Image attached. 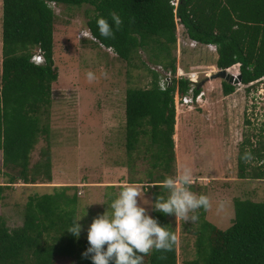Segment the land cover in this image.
<instances>
[{
    "label": "trees",
    "instance_id": "16d2710c",
    "mask_svg": "<svg viewBox=\"0 0 264 264\" xmlns=\"http://www.w3.org/2000/svg\"><path fill=\"white\" fill-rule=\"evenodd\" d=\"M50 4L69 7L90 6L95 15L88 29L100 48L113 51L120 60L134 61L140 51L152 55L156 65L177 73V26L171 0H3V63L0 86V206L6 192L20 182L26 186L53 184L52 153L48 146L42 161L32 165V155L41 137L49 132L53 107V86L60 78L55 62L56 14ZM118 14L123 23L114 38L99 33L97 19ZM179 18L188 36L203 45H216L219 70L240 65L241 84L264 78V0H181ZM41 50L44 64L34 63ZM148 89H129L126 95V150L129 155L145 144L156 163L170 172L176 164V83L167 91L159 87V74L151 71ZM191 83L182 80L179 91L187 95ZM225 96L236 92L222 84ZM196 95L202 90L196 86ZM262 145V144H261ZM260 145V146H261ZM263 146V145H262ZM140 152V151H139ZM250 159H242L245 153ZM264 146L255 148L244 141L238 156L239 178L264 181ZM152 177V176H151ZM162 179V178H161ZM160 179V180H161ZM150 181L155 200L166 192L162 182ZM141 184V183H140ZM52 193L30 197L23 226L11 230L0 216V264H92L83 253L89 247L66 230L78 216L75 187H53ZM233 226L222 231L196 213L197 259L191 264H264V202L235 200ZM172 215L154 214L162 226L175 234ZM144 264H179L178 240L171 251H156L144 257Z\"/></svg>",
    "mask_w": 264,
    "mask_h": 264
},
{
    "label": "rangeland",
    "instance_id": "374dc122",
    "mask_svg": "<svg viewBox=\"0 0 264 264\" xmlns=\"http://www.w3.org/2000/svg\"><path fill=\"white\" fill-rule=\"evenodd\" d=\"M50 6L56 14L55 62L60 78L53 86V107L45 122L50 129L36 146L32 165L42 161V152L49 146L53 184L26 186L20 182L6 192L0 216L7 219L11 230L23 226L30 197L52 193L51 187L69 186L75 187L69 196L77 197L78 215L87 214L80 221V240L88 242L91 223L108 210L122 188L140 189L144 199L151 203L144 204L143 200L139 203L154 217L157 211L152 204L154 192L158 194V191L148 183L174 177L186 167L193 173L190 190L210 199L206 220L222 231L233 226L235 200L264 202V181L240 179L238 169V156L245 140H251L255 148L264 146V81L249 86L233 82L236 92L225 96L224 81L213 79L223 71L216 66L218 57L204 45L198 49L185 45L186 37L177 30L176 74L181 71L199 79L207 93V102L203 108H182L176 112V158L184 160L183 167L179 168L176 162L170 172L162 166L154 168L153 152L145 144L140 146V152L127 153L125 112L127 91L150 88V70L158 67L157 62L151 54L140 51L132 63H127L113 51L100 48L90 37L82 38L89 32L88 22L95 15L94 8ZM178 40L182 41L180 48ZM2 63L3 0H0V86ZM88 71L97 76L93 83L87 81ZM232 73L239 77L240 65ZM189 156L202 166L201 170L194 168L192 160H187ZM251 164L264 167V158ZM160 195L166 198L167 191ZM169 220L178 240L179 264H191L197 259L195 231L200 222L176 220L173 215Z\"/></svg>",
    "mask_w": 264,
    "mask_h": 264
},
{
    "label": "clouds",
    "instance_id": "9594fccd",
    "mask_svg": "<svg viewBox=\"0 0 264 264\" xmlns=\"http://www.w3.org/2000/svg\"><path fill=\"white\" fill-rule=\"evenodd\" d=\"M111 22L104 17L96 21L99 33L105 39L114 38V29L119 30L123 23L115 12L111 14ZM86 78L89 83L97 80L93 71H88ZM242 159L248 160L250 155L246 152ZM192 179L193 173L187 167L174 177L166 178L162 186L167 191V197L159 195L152 204L154 210L164 215H173L176 220L182 218L186 222H196L198 215L190 213H197L201 209L206 211L211 203L207 195H197L190 190ZM140 200L144 204L151 203L144 199L137 187H124L110 203L108 210L93 220L88 228L89 247L83 253L85 257H91L92 264H144V257L153 249L172 250L176 242L175 234L151 216L141 206ZM86 215H78L66 232L79 238L82 231L80 221Z\"/></svg>",
    "mask_w": 264,
    "mask_h": 264
},
{
    "label": "built area",
    "instance_id": "2783aa9c",
    "mask_svg": "<svg viewBox=\"0 0 264 264\" xmlns=\"http://www.w3.org/2000/svg\"><path fill=\"white\" fill-rule=\"evenodd\" d=\"M180 2L181 0H171V5L174 8V15H175V23L177 26V30L178 32H182L184 34V37H186L185 40H183V43L189 44L192 48L194 49H198L201 46H203V44L192 40L188 34L186 29L184 28V26L181 23V20L179 18L178 12H179V7H180ZM82 38H88L90 37V39L95 40L90 33H85V36H81ZM182 41L178 40V46L180 48V43ZM204 47L211 52L212 54L218 56V48L216 45H204ZM212 50V51H211ZM45 60L42 54L41 50L37 51V54L34 57V63L37 65H42L44 64ZM153 71H155L156 73L160 74L159 78H160V82H159V87L162 91H167L170 87L174 86L176 83L177 86V90L174 96V102H175V109L176 112L179 113V110L182 108H195L196 106L203 108L204 104L207 102V93L203 90L200 91V93L198 95H196V86L199 84V79H195L193 78V75L190 74L188 76H186L185 73L181 74L180 72H178V74H175L172 70H166L163 66H158L157 68H155ZM227 72V74L232 75L230 73V69L229 70H225ZM162 73V74H161ZM233 76V75H232ZM238 78V74H236L235 79ZM182 80H188L191 83L189 92L187 95H182L179 91V85L180 82ZM259 81H264V78H262ZM258 81V82H259ZM254 84V83H252Z\"/></svg>",
    "mask_w": 264,
    "mask_h": 264
},
{
    "label": "water",
    "instance_id": "95a60500",
    "mask_svg": "<svg viewBox=\"0 0 264 264\" xmlns=\"http://www.w3.org/2000/svg\"><path fill=\"white\" fill-rule=\"evenodd\" d=\"M213 79H221L225 82L233 84V82H236V83L241 82V75L237 78L238 80H236L234 76L227 74L226 71H219L217 75L213 76Z\"/></svg>",
    "mask_w": 264,
    "mask_h": 264
},
{
    "label": "crops",
    "instance_id": "0c3cea01",
    "mask_svg": "<svg viewBox=\"0 0 264 264\" xmlns=\"http://www.w3.org/2000/svg\"><path fill=\"white\" fill-rule=\"evenodd\" d=\"M201 53H203V54H206V52L205 51H202ZM212 54V53H211ZM218 57V56H217ZM174 140H176V136L174 137ZM176 151H177V149H176ZM187 160H189V161H191L192 160V162L194 163V168L195 169H197V170H201L202 169V166H199L198 164H196V160H193L190 156H189V159H187ZM186 160V161H187ZM184 163V160H182V162H181V159H180V157H178L177 156V164H178V166H179V168H182L183 166H182V164ZM201 167V168H200ZM203 180H205V179H203ZM59 187H61V186H59ZM51 188H53V187H51ZM53 190V189H52Z\"/></svg>",
    "mask_w": 264,
    "mask_h": 264
},
{
    "label": "bare ground",
    "instance_id": "6f19581e",
    "mask_svg": "<svg viewBox=\"0 0 264 264\" xmlns=\"http://www.w3.org/2000/svg\"><path fill=\"white\" fill-rule=\"evenodd\" d=\"M236 68H237V66L231 68V70H230V73H231L234 77L236 76V73H232V70H233V69L235 70Z\"/></svg>",
    "mask_w": 264,
    "mask_h": 264
}]
</instances>
